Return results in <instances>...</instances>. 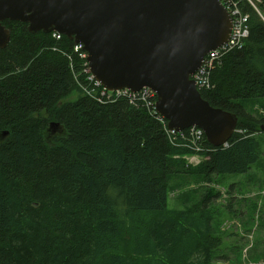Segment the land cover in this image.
<instances>
[{"label": "trees", "instance_id": "obj_1", "mask_svg": "<svg viewBox=\"0 0 264 264\" xmlns=\"http://www.w3.org/2000/svg\"><path fill=\"white\" fill-rule=\"evenodd\" d=\"M255 2L258 11L241 3L249 17L243 46L214 63L210 88L200 91L211 106L237 116L241 133L227 147L205 139L197 166L142 102L87 94L85 61L73 41L3 22L11 38L0 48V133H8L0 140V264L224 258L210 211L220 194L210 186L264 168V0ZM174 177L209 185L192 210L168 208Z\"/></svg>", "mask_w": 264, "mask_h": 264}, {"label": "water", "instance_id": "obj_2", "mask_svg": "<svg viewBox=\"0 0 264 264\" xmlns=\"http://www.w3.org/2000/svg\"><path fill=\"white\" fill-rule=\"evenodd\" d=\"M6 20L81 44L90 73L109 92L154 91L169 130L197 127L215 148L237 130V116L211 106L191 79L229 41L232 17L220 0H0L1 49L11 38ZM58 128L52 123L49 133Z\"/></svg>", "mask_w": 264, "mask_h": 264}, {"label": "rangeland", "instance_id": "obj_3", "mask_svg": "<svg viewBox=\"0 0 264 264\" xmlns=\"http://www.w3.org/2000/svg\"><path fill=\"white\" fill-rule=\"evenodd\" d=\"M3 139L4 135L0 133V140ZM192 159L186 157L192 166L202 161L201 157L197 158L199 163H193ZM218 180L220 184L210 186L215 194H220L211 204L210 211L215 235L222 239L218 253L224 258L210 264H264V168L254 166L246 175H230ZM203 188L209 189V185H204L200 179L172 178L168 208L171 211L192 210L200 200Z\"/></svg>", "mask_w": 264, "mask_h": 264}, {"label": "built area", "instance_id": "obj_4", "mask_svg": "<svg viewBox=\"0 0 264 264\" xmlns=\"http://www.w3.org/2000/svg\"><path fill=\"white\" fill-rule=\"evenodd\" d=\"M220 2L223 4V6L226 8V10L232 17L231 34L229 41L219 49L209 53L204 58L201 67L197 70L194 75L191 76V79L195 81L199 91L207 90L210 88L209 74L211 72V69L213 68L214 63L220 61L223 56L231 50L242 47L245 39L249 35V17L243 12L241 8V3L248 2L257 10L255 0H220ZM261 17L264 20V16ZM53 37L56 39H60L61 35L58 33H53ZM74 51L78 53L79 57L85 61L84 73L87 75V81L89 82L92 88L91 91H86L87 94L98 98L99 101H103V99L115 101L120 97H125L127 98L130 104L142 102L147 107L149 112L154 114L157 120L163 125V128L168 136L170 144L177 148H184L189 150L191 153H193L191 157L196 159H192V161H194L193 163L200 162L197 158L201 157V154L207 151V148H205L204 146V141L206 137L201 129L197 127H191L182 132L169 130L167 126V120L161 115H159L156 111L155 106L157 102V96L154 91L149 88H143L142 90L135 93L127 89L109 92L104 89L90 73L87 62L88 54L83 50V46L81 44H74ZM88 88L89 87L85 88L84 90ZM236 132L241 133V131L238 130H236L235 133ZM227 144L228 143H226L224 146L227 147Z\"/></svg>", "mask_w": 264, "mask_h": 264}]
</instances>
